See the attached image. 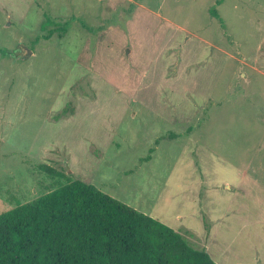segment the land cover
Listing matches in <instances>:
<instances>
[{
	"label": "rangeland",
	"instance_id": "374dc122",
	"mask_svg": "<svg viewBox=\"0 0 264 264\" xmlns=\"http://www.w3.org/2000/svg\"><path fill=\"white\" fill-rule=\"evenodd\" d=\"M219 1L0 0V215L71 178L264 264V0Z\"/></svg>",
	"mask_w": 264,
	"mask_h": 264
},
{
	"label": "trees",
	"instance_id": "16d2710c",
	"mask_svg": "<svg viewBox=\"0 0 264 264\" xmlns=\"http://www.w3.org/2000/svg\"><path fill=\"white\" fill-rule=\"evenodd\" d=\"M210 13L223 25L216 7ZM41 170L68 178L50 166ZM68 179L0 215V264H216L158 219L95 185Z\"/></svg>",
	"mask_w": 264,
	"mask_h": 264
}]
</instances>
